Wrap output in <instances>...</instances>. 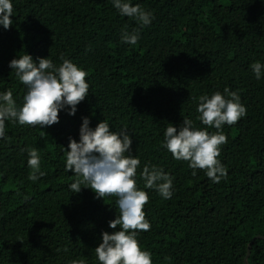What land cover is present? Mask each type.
Here are the masks:
<instances>
[{
    "label": "trees",
    "instance_id": "trees-1",
    "mask_svg": "<svg viewBox=\"0 0 264 264\" xmlns=\"http://www.w3.org/2000/svg\"><path fill=\"white\" fill-rule=\"evenodd\" d=\"M13 24L0 26V93L23 103V85L9 62L25 53L59 66L69 59L86 75L89 94L75 115L59 113L44 128L6 123L0 140V264H100L95 248L119 215L117 197L96 198L90 187L73 193L65 168L69 139L79 140L82 118L126 129L138 158L137 186L148 231L138 230L153 264H264V0H133L153 20L141 27L111 0H13ZM139 34L135 45L122 32ZM235 91L247 114L223 126L227 143L218 159L226 178L213 183L162 146L170 123L196 127L199 97ZM210 134L215 128H207ZM37 150L44 173L29 179L28 151ZM129 155V153H125ZM173 177V196L144 188L143 167ZM253 241L247 263L249 244Z\"/></svg>",
    "mask_w": 264,
    "mask_h": 264
},
{
    "label": "clouds",
    "instance_id": "clouds-1",
    "mask_svg": "<svg viewBox=\"0 0 264 264\" xmlns=\"http://www.w3.org/2000/svg\"><path fill=\"white\" fill-rule=\"evenodd\" d=\"M111 2L121 16L134 19L141 27L152 23V14L139 4L133 5V0ZM13 15V0H0V26L10 28ZM138 38L139 34L135 31L121 34L124 44L135 45ZM9 67L26 86V93L19 106L11 90L0 93V140L6 137L7 122L40 128L51 126L59 122L61 110L75 115L77 106L89 94L87 73L69 59H63L57 66L48 58H40L37 63L30 54L25 53L12 59ZM251 68L257 80L264 78V64L257 61ZM199 101L197 120L207 128L218 131L210 134L207 128H198L192 119L184 117L179 127L172 123L166 127L162 146L174 159L187 161L194 176L197 169H202L213 183H219L227 176L225 167L218 159L220 146L227 143L223 126L235 124L246 116L247 109L240 102L238 93L228 88L223 93L217 91L211 96L202 95ZM82 121L79 140L70 138L66 148L65 168L76 176L69 187L73 193L90 187L97 199L114 195L119 210V215L109 222L111 229L119 226V230L103 233L102 242L95 248L96 257L100 264H153L151 253L143 250L137 239L138 230L150 229L143 211L149 197L145 190L137 186L140 161L131 155L133 139L126 129L119 132L110 130L105 120L94 128L90 126L88 117H83ZM28 156V167L33 170L29 179L37 181L44 175L40 171L39 154L31 149ZM140 177L144 188L154 189L164 199L172 198L173 177L163 168L145 165Z\"/></svg>",
    "mask_w": 264,
    "mask_h": 264
},
{
    "label": "water",
    "instance_id": "water-1",
    "mask_svg": "<svg viewBox=\"0 0 264 264\" xmlns=\"http://www.w3.org/2000/svg\"><path fill=\"white\" fill-rule=\"evenodd\" d=\"M257 238H264V236H262V235H258V236H256L254 239H257ZM254 239H253L252 242L249 244L248 252H247V256H246V258H245L246 263H247V260H248L249 255H250V252H251V248H252V244H253Z\"/></svg>",
    "mask_w": 264,
    "mask_h": 264
}]
</instances>
